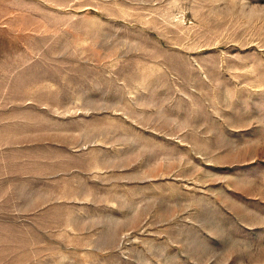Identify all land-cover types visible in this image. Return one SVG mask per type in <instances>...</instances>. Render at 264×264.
I'll list each match as a JSON object with an SVG mask.
<instances>
[{"label":"rangeland","instance_id":"obj_1","mask_svg":"<svg viewBox=\"0 0 264 264\" xmlns=\"http://www.w3.org/2000/svg\"><path fill=\"white\" fill-rule=\"evenodd\" d=\"M0 264H264V0H0Z\"/></svg>","mask_w":264,"mask_h":264}]
</instances>
